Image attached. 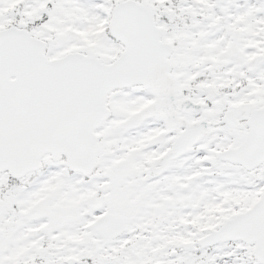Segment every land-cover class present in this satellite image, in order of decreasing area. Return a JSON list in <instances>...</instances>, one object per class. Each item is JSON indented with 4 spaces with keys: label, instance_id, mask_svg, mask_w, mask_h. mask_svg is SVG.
Segmentation results:
<instances>
[{
    "label": "snow or ice",
    "instance_id": "1",
    "mask_svg": "<svg viewBox=\"0 0 264 264\" xmlns=\"http://www.w3.org/2000/svg\"><path fill=\"white\" fill-rule=\"evenodd\" d=\"M0 264H264V0H0Z\"/></svg>",
    "mask_w": 264,
    "mask_h": 264
}]
</instances>
